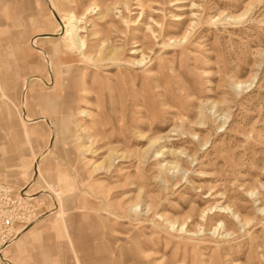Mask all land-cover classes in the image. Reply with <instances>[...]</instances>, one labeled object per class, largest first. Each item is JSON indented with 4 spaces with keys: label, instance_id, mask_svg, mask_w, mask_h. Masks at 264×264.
Returning <instances> with one entry per match:
<instances>
[{
    "label": "rangeland",
    "instance_id": "1",
    "mask_svg": "<svg viewBox=\"0 0 264 264\" xmlns=\"http://www.w3.org/2000/svg\"><path fill=\"white\" fill-rule=\"evenodd\" d=\"M0 264H264V0H0Z\"/></svg>",
    "mask_w": 264,
    "mask_h": 264
},
{
    "label": "bare ground",
    "instance_id": "2",
    "mask_svg": "<svg viewBox=\"0 0 264 264\" xmlns=\"http://www.w3.org/2000/svg\"><path fill=\"white\" fill-rule=\"evenodd\" d=\"M69 31H70V33L71 34H77V31H78V26L75 24V23H73V22H71V25H70V29H69ZM78 35V34H77ZM76 35V36H77ZM72 36V35H71ZM81 45V44H80ZM79 45V46H80ZM2 256V255H1Z\"/></svg>",
    "mask_w": 264,
    "mask_h": 264
}]
</instances>
